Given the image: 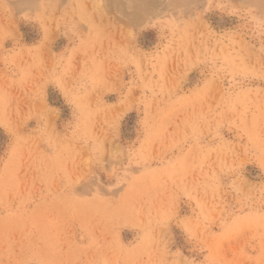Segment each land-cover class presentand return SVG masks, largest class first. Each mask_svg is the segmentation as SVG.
Wrapping results in <instances>:
<instances>
[{"label":"rangeland","instance_id":"obj_1","mask_svg":"<svg viewBox=\"0 0 264 264\" xmlns=\"http://www.w3.org/2000/svg\"><path fill=\"white\" fill-rule=\"evenodd\" d=\"M0 264H264V0H0Z\"/></svg>","mask_w":264,"mask_h":264}]
</instances>
